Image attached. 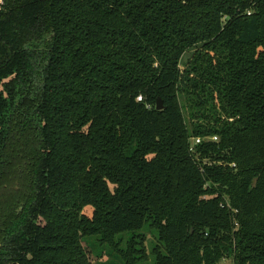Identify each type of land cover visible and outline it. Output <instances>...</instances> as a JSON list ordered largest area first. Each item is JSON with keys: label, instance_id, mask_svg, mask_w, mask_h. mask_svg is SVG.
I'll return each instance as SVG.
<instances>
[{"label": "trees", "instance_id": "obj_1", "mask_svg": "<svg viewBox=\"0 0 264 264\" xmlns=\"http://www.w3.org/2000/svg\"><path fill=\"white\" fill-rule=\"evenodd\" d=\"M145 226L264 264V0H0V264H138Z\"/></svg>", "mask_w": 264, "mask_h": 264}, {"label": "rangeland", "instance_id": "obj_2", "mask_svg": "<svg viewBox=\"0 0 264 264\" xmlns=\"http://www.w3.org/2000/svg\"><path fill=\"white\" fill-rule=\"evenodd\" d=\"M92 212L93 208L88 207L87 213L91 215ZM142 232L146 233L149 236V239L146 242L149 257L145 261L139 262L138 264H154L155 256L151 251L158 242L155 237L152 236V233L155 232L149 229L148 226H145L142 229ZM131 235V232H126L119 234L117 238L123 237L124 240L127 241ZM83 244L89 253L92 264H125V262L107 244L100 242V236H87L83 239ZM124 247H126V244L124 245ZM220 264H233V260L231 258H225L220 262Z\"/></svg>", "mask_w": 264, "mask_h": 264}, {"label": "built area", "instance_id": "obj_3", "mask_svg": "<svg viewBox=\"0 0 264 264\" xmlns=\"http://www.w3.org/2000/svg\"><path fill=\"white\" fill-rule=\"evenodd\" d=\"M138 98H139V100L142 99L141 96L138 97ZM206 139L218 140V136L208 137V138H206ZM202 140H203L202 137H196V138H194V139H193V142H192V147H191V149L194 150V149H195V146H196L198 143H201ZM234 165H235V164H234Z\"/></svg>", "mask_w": 264, "mask_h": 264}, {"label": "water", "instance_id": "obj_4", "mask_svg": "<svg viewBox=\"0 0 264 264\" xmlns=\"http://www.w3.org/2000/svg\"><path fill=\"white\" fill-rule=\"evenodd\" d=\"M164 105H163V101L161 98H158L157 100V109H163Z\"/></svg>", "mask_w": 264, "mask_h": 264}]
</instances>
